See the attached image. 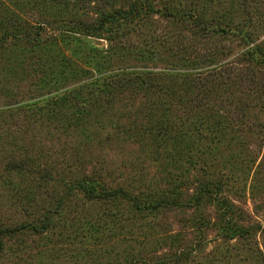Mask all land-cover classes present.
<instances>
[{"label":"rangeland","instance_id":"obj_1","mask_svg":"<svg viewBox=\"0 0 264 264\" xmlns=\"http://www.w3.org/2000/svg\"><path fill=\"white\" fill-rule=\"evenodd\" d=\"M153 1L165 3L174 11L197 5L199 12L203 11L211 22L221 21L226 28L238 24L239 28L243 27L239 0ZM132 2L0 0L3 25L8 30L23 32L34 23L49 22L61 38L68 35L74 41L71 45L61 41L58 46L49 48L43 43L42 49L34 48L31 43L11 42L0 49V109L16 111L7 119L8 124L2 121L9 115H0V219L12 227L30 223L41 225L48 211L67 194L63 179L102 167L105 175L111 172L108 175L113 185L133 190H160L170 182L182 183L206 174L208 177L220 167L226 174L223 180L227 189L231 190L228 194L243 208L241 222L254 226V230L247 237L227 240L214 225L198 229L200 220H215L216 213L207 203L198 208L179 206L159 213L139 214L134 213L130 203L125 201L89 202L81 193H75L69 195L46 232L34 234L25 228L7 237L0 264H149L166 257L171 264H264V139L257 136V132L264 135V128H254L253 136L244 131L236 140L239 144L235 146V156L232 152L224 157V160H233L230 168V162L222 157L216 160L214 151L208 149L201 153V164H190L189 155L196 143L190 146L185 141L174 147L149 136H142L138 143H133L127 136L124 139L114 137L115 133L108 136L107 132L101 131L99 135L96 125L79 127L77 119L66 123L58 117L49 120L48 115H35L48 107L41 103L33 105L35 102L61 86L72 85L77 79L68 69L65 75L61 73L65 52L70 55L75 51L85 58L88 53H94L91 51L96 46L102 51L110 48L117 51L116 55L108 56L112 68L183 69L192 64L190 60L196 53L208 60L202 62V66L228 64L221 75L226 80V75L230 74L232 80L238 82L231 84L233 89L222 86L212 99L229 109L232 117H240L242 113L249 115L254 109L264 120V110L261 111L264 108L259 104V99L264 96L261 95L264 66L253 67L240 59L239 53L249 46L246 40L233 33L202 36L195 34L198 28L194 20L164 18L153 12L143 16L142 23L128 26L126 31L123 28L116 30L115 33L120 30L118 33L122 37L115 40L109 39L110 32L97 37L78 31L76 23L94 24L103 11L127 8ZM260 4L253 6V20L246 29L255 43L264 47V3ZM72 28L77 32L67 30ZM39 58L42 60L37 64ZM80 61L82 63V59ZM80 61L73 64L76 71L81 69ZM159 81L166 89L172 87L169 90L174 91L176 100L185 101L178 79L168 76ZM124 102H127L125 98ZM124 110V103L117 105L119 113ZM129 116L124 115L122 126L129 122ZM211 135H208V143ZM26 149L38 159L37 164L30 166L33 173L28 165L22 170L10 169V162L14 157L22 158ZM136 165L148 172L143 184L135 181ZM46 171H50L54 179L39 181L37 178ZM234 176L237 182L232 180ZM183 249L187 253L182 259L172 258Z\"/></svg>","mask_w":264,"mask_h":264},{"label":"trees","instance_id":"obj_2","mask_svg":"<svg viewBox=\"0 0 264 264\" xmlns=\"http://www.w3.org/2000/svg\"><path fill=\"white\" fill-rule=\"evenodd\" d=\"M262 1L239 0L242 7L241 14L244 18V22L241 23L242 28H239L240 24L236 27L226 28L222 26L221 21L211 22L207 20L206 14L203 11L200 13L197 5L189 8L180 7L174 11L167 4H155L153 0H133L127 8L121 7L112 11H103L94 24L79 22L76 25L78 31H84L89 36L101 37L102 33L110 32L109 39L115 40L122 37V34L118 33L120 30L115 33L116 30L123 28L126 31L128 26L138 22L142 23L143 16L150 12L157 13L164 18L173 16L183 21L191 19L194 20L195 26L198 28L195 34L208 36L212 33L224 35L233 33L239 36L241 40H246L247 47H249L240 52L239 57L241 60L247 61L249 65L257 67V65L264 66V47L255 43L246 27L252 23L253 6H259L260 3H264ZM52 27V24L48 22V24L34 23L23 32L14 29L8 30L3 25L0 12V49L11 42L15 44L31 43L36 49L44 48L43 43H46L49 48L52 45L58 46L61 41L67 45L74 42L68 35L61 38V35ZM74 29L67 30L77 32ZM119 41L123 42L120 39ZM92 49L91 52L94 53L91 55L88 53L85 58L78 56L79 54L77 55L75 51L70 55L65 52L62 58L64 68L61 73L65 75L66 69H68L77 76V79L73 81L72 85L61 86L53 94L35 102L33 105L41 103L48 106L44 107L41 112H35V115H48L49 120L58 117L59 121H66V123L77 119L79 127L89 128L96 125L99 135L101 131L107 132L108 136L115 133L114 137L124 139V136H127L133 143H138L142 136L153 137L154 141L155 139L161 140L166 145L172 144L174 147L179 146L181 142L185 143V141L189 142L190 146L196 143V148L189 155L190 164L195 166L203 162V154L201 153L207 152V149L214 151L216 160L219 157L224 160L227 153L235 151V146L238 143L236 140L242 136L244 131L253 136L256 133L254 128L257 126V128H264V120L262 121L261 114H256L254 109L250 111L251 115L242 113L240 117L235 118L232 117L229 109L217 104L212 99L215 91L220 90L222 86L225 85L233 89L231 84L234 85L238 82L235 79L232 80L230 74L226 75V80H224L225 76L221 75L227 70L228 64L202 66V62H208V60L201 58L196 53L192 55L190 60L193 61L192 64L183 69L158 71L147 66L136 69L130 67L112 68L107 61L108 56L109 54L110 57L116 55L117 51H112L111 48L102 51V48L96 46ZM104 53V56H100ZM80 59H82V63ZM41 60L42 58L37 59L36 63H41ZM79 61L81 69L78 68L76 71L77 69H74L73 64ZM83 63L85 65L81 66ZM80 70L82 71L80 72ZM40 71L44 72V70ZM251 72L253 75L254 68L251 69ZM168 76H173L174 79L181 82L180 88L185 101L176 100L174 91L169 90L172 87L166 89L165 85L159 81V78ZM235 76L239 77V74L236 73ZM261 95H264V89H261ZM124 98L127 102H124ZM259 101V104L264 108V96H261ZM120 103H124L125 106L123 113L117 111V105ZM0 112V115H9L5 121H2L7 124V119L16 114V111L11 108L7 110L2 108ZM219 113H222L221 117L218 116ZM124 115L132 116H129V122L125 123L126 126L121 125ZM257 119L259 122H256ZM209 134H212L210 143H208ZM257 136L261 140L264 139L262 133L257 132ZM28 150L26 149L22 158L14 157L10 162V169L22 170L37 164L38 159L34 158ZM234 156L235 152L233 153ZM224 161L230 162V168L234 163L233 160ZM32 167L29 170L31 173H33ZM134 168H136L134 171L137 174L135 181L145 183L148 172L138 165ZM104 169L102 167L88 174H78L75 178L63 179L67 194L60 197L55 208L48 211V215L41 225L30 223L12 227L0 219V254L5 250L6 238L16 235L22 229L28 228L34 234H42L49 230L57 213H60L64 208L69 195L75 193H81L89 202L125 201L130 203L134 213L139 214L159 213L164 209L179 206L198 208L207 203L216 213L215 220L213 222L200 220L197 225L198 229L202 230L205 226L214 225L221 237L227 240L247 237L254 230V226H247L241 222L243 220V208L238 206L236 198L228 194L231 190L227 189L226 181L223 180L226 174L220 167L208 177L206 174L205 177L183 181L182 183L170 182L167 187H162L160 190H133L130 187L113 185L109 176L111 172L108 173L109 175H105ZM37 179L50 181L54 179V176L50 171H46ZM232 180L237 182L235 176ZM128 185L130 186V184ZM186 253L184 249L180 250L172 258L182 259ZM168 263L171 264V261L166 257L149 264Z\"/></svg>","mask_w":264,"mask_h":264}]
</instances>
